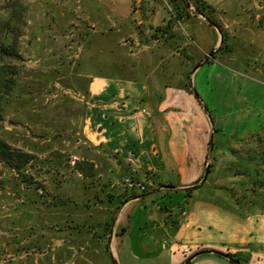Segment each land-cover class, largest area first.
<instances>
[{"label":"rangeland","instance_id":"1","mask_svg":"<svg viewBox=\"0 0 264 264\" xmlns=\"http://www.w3.org/2000/svg\"><path fill=\"white\" fill-rule=\"evenodd\" d=\"M203 1L210 4L211 0ZM217 1L220 2L213 0ZM195 2L0 0V42L4 38L13 42L21 58L1 62L18 68L20 73L5 108L6 120L0 125V136L12 147L36 155L25 170L30 182H24V176H18L0 161V264H64L68 260L69 264L102 263L100 257L83 260L84 254L92 255L86 246L96 247L101 236L108 235L118 206L132 192L115 172L109 173L111 157L83 138L87 106L81 94L99 76L147 80L144 61L148 53L131 52L136 49L131 44L133 36L141 43L156 41V45H165L167 49L183 45L185 39L175 35L188 33L194 38L192 47L197 46V55L210 53L212 49L207 42L211 38L204 32L205 27H211L207 21L205 26H198L174 18L186 3L191 4L189 11L195 13ZM152 9L154 18L150 19ZM248 14L252 20L245 23L252 26L255 13L250 10ZM208 15L213 21L215 17L226 36L227 46L219 55L225 60H237L225 61L227 67L237 72L248 69L264 79V53L249 47L250 37L239 26L225 28L228 21L224 17L216 12L214 17ZM163 16L168 21H162ZM262 20L263 16L257 24H262ZM152 24L159 26L153 29ZM147 32L149 35L144 38ZM185 49L178 50L183 59ZM153 54L157 61L156 52ZM154 59L148 67L156 70ZM241 61H245L246 68ZM165 65L158 70V77L163 85L174 84ZM234 87L228 89L232 91ZM196 89L200 94L197 86ZM228 111L227 107L218 108L220 115ZM259 148L261 152L264 150L263 146ZM77 161L88 162L83 164L88 176H82L74 168ZM172 195L175 199L180 197L179 192L173 191ZM139 204L134 202L126 208L122 205L120 209L130 216Z\"/></svg>","mask_w":264,"mask_h":264},{"label":"crops","instance_id":"2","mask_svg":"<svg viewBox=\"0 0 264 264\" xmlns=\"http://www.w3.org/2000/svg\"><path fill=\"white\" fill-rule=\"evenodd\" d=\"M219 1L209 3L216 14L228 21L224 27L236 24L250 37L249 47L264 53V0ZM250 10L255 13L252 26L245 23L252 20L248 17ZM154 13L153 10L150 19ZM261 16L262 24H257ZM184 20L191 25L206 24L192 12ZM162 21L168 20L163 16ZM152 26L155 29L159 24ZM209 26L204 28L211 38L208 46L218 50L219 33ZM176 30L179 31L177 27ZM148 33L143 34L144 38ZM175 36L185 42L178 48L167 49L165 45H156V41L141 43L133 36L131 44L136 49L131 52L148 53L144 61L145 82L134 77L99 76L81 94L87 106L83 138L111 157L109 173L123 178L135 169L136 178L148 187L145 193L136 192L134 198L125 196L121 206L126 208L134 202L139 206L130 216L118 206L108 235L95 243L98 248L87 245V252L92 255L84 254L83 260L100 257L99 264H183L198 251L215 250L238 254L244 260L240 264H264V207L233 203L224 189L228 178L235 179L228 172L236 159L229 149L240 148V141L264 130V79L248 69L237 72L227 67L225 61L237 60H225L219 54L203 63L209 53L197 55L191 35ZM184 48L186 59L178 53ZM155 52L159 61L154 59ZM153 59L157 62L154 66L158 65L156 70L148 67ZM244 62L239 63L246 68ZM164 63L174 84L163 85L158 77ZM207 64L210 65L206 67ZM234 85L232 91L228 89ZM219 107L230 111L220 115ZM212 140L214 172L199 193L188 196L185 190L205 174ZM165 185L175 188L167 189ZM173 191L179 192L180 197L173 198ZM144 201L147 203L142 205ZM189 264L238 263L218 253H207Z\"/></svg>","mask_w":264,"mask_h":264},{"label":"trees","instance_id":"3","mask_svg":"<svg viewBox=\"0 0 264 264\" xmlns=\"http://www.w3.org/2000/svg\"><path fill=\"white\" fill-rule=\"evenodd\" d=\"M195 14L208 15L214 17L215 9L205 3L203 0H195ZM134 1H132L133 3ZM186 6L181 9L182 11L176 12V20H183L185 17H189L191 12L189 7L191 4L186 3ZM135 8V7H134ZM150 11V15L152 14ZM208 13V14H207ZM209 16V15H208ZM214 23L217 21L214 17ZM226 36L223 32V41L219 46L218 50L213 54L212 58H215L219 54L220 50L226 47ZM21 59L16 50L13 47V42H7L6 38L0 42V125L4 121L5 108L9 104L12 94L15 91L17 85V77L19 76V69L16 67H10L3 65L1 62L6 59ZM207 58V57H206ZM211 59V58H210ZM210 62V61H207ZM208 110V109H207ZM217 130L214 129V133ZM242 144L240 148L229 149L230 155L236 157V159L230 163L228 172L233 180H227L224 184V189L229 193L230 198L238 205H253L264 207V150L261 152V146L264 147V130L250 138L240 141ZM215 141L212 140L210 143L211 154L208 156V162L206 167L210 168L208 179H210L214 172L215 165L213 161ZM36 159V155L31 151H26L20 148H15L2 136H0V161L9 167L18 176L22 175L25 177L24 182H30L25 170L33 164ZM215 159V158H214ZM75 162L74 168L82 176H88L86 173L87 167L83 164H88L87 161ZM85 162V163H84ZM93 165L91 164V168ZM226 178V177H225ZM201 178L193 186L187 188L185 191L187 195H191L196 189L201 188L204 184H200ZM145 193V192H144ZM137 196L136 192H132L129 198ZM126 200V199H125ZM124 203V200L122 201ZM118 209V208H117ZM264 213V211H263ZM111 227V226H110ZM109 227V230H110ZM232 258L233 262L238 264L244 261L238 254H227ZM245 263V262H244Z\"/></svg>","mask_w":264,"mask_h":264},{"label":"water","instance_id":"4","mask_svg":"<svg viewBox=\"0 0 264 264\" xmlns=\"http://www.w3.org/2000/svg\"><path fill=\"white\" fill-rule=\"evenodd\" d=\"M200 15V17H202L205 21H207L210 25H212L219 33V36H220V43H219V46L222 44V41H223V32L222 30L220 29V27L213 22V20H211L210 18H208L206 15H203V14H198ZM216 52V49L212 50L208 57L205 59V61H203V63H207V61H209V59L213 56V54ZM4 120H6L4 118ZM209 171H210V168L207 167L206 168V171H205V174L203 176V179L201 180V184H204L206 181H207V178H208V175H209ZM164 188H167V189H173L175 187H172V186H164ZM207 253H218L230 260H232V258L225 254V253H222V252H219V251H215V250H202V251H198L197 253H195L194 255H192L188 260H186L185 263L183 264H189L191 262L192 259H194L195 257L199 256V255H202V254H207Z\"/></svg>","mask_w":264,"mask_h":264},{"label":"built area","instance_id":"5","mask_svg":"<svg viewBox=\"0 0 264 264\" xmlns=\"http://www.w3.org/2000/svg\"><path fill=\"white\" fill-rule=\"evenodd\" d=\"M135 174H136V170L133 169L129 175L124 176L122 178L123 184L125 185L126 189L130 190L131 192H137V193L146 192L148 190L147 185L145 184V182L137 179ZM185 251H187V249Z\"/></svg>","mask_w":264,"mask_h":264}]
</instances>
